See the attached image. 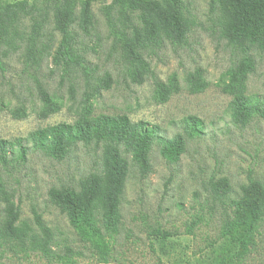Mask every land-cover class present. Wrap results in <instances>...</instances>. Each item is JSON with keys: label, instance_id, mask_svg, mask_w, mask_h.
I'll return each mask as SVG.
<instances>
[{"label": "rangeland", "instance_id": "rangeland-1", "mask_svg": "<svg viewBox=\"0 0 264 264\" xmlns=\"http://www.w3.org/2000/svg\"><path fill=\"white\" fill-rule=\"evenodd\" d=\"M16 2L19 0H2ZM93 5L95 25L90 34L78 31L79 52L95 67V76L106 73L114 79L112 87L93 99L94 115L126 114L133 121L144 120L159 126L166 138L176 134L187 137L185 151L177 162H169L154 145L150 154L152 172L145 179L132 165L122 197V223L114 237L105 232L111 264H264V223L255 243L242 247L241 236L225 226L231 213V200L240 194L248 178L264 182V119L254 118L248 125L233 123L229 104L231 96L218 85L225 73L235 65L239 51L222 39L218 14L209 8L210 0H184L194 26L182 45L166 42L162 48L147 54L154 75L167 80L177 73L182 85L165 103L155 99L154 77L143 84L133 83L127 74V63L107 25L102 6ZM28 24V22H26ZM49 22L46 33L53 32ZM55 33V42L60 34ZM257 67L248 80V94L253 100H264V52H253ZM0 70V139L26 138L39 129L60 122L73 123L78 118L86 91L82 71L76 69L62 77L52 57L40 65L24 61L22 50L5 60ZM200 68L209 82L205 91L191 93L184 80L188 72ZM37 81L63 103L60 111L47 118L40 116ZM75 87V98L69 88ZM24 105L27 115L16 118L12 111ZM202 122L197 137L188 135V117ZM27 161L14 169L0 165L2 178L14 200L20 204L21 218L32 221L38 211L54 233L53 249L63 255L66 247L73 251L72 264H104L101 254L91 242L82 239L68 216L49 199L53 186L73 185L100 168V149L94 144L79 145L62 161L35 150L27 140ZM130 159V157H129ZM131 161V159H130ZM132 162V161H131ZM229 178V197L217 198L209 187L211 178ZM4 203L0 200V219ZM198 222L191 232L189 226ZM165 232L167 235H164ZM0 264H66L62 259L49 261L40 253H14L0 246Z\"/></svg>", "mask_w": 264, "mask_h": 264}, {"label": "trees", "instance_id": "trees-1", "mask_svg": "<svg viewBox=\"0 0 264 264\" xmlns=\"http://www.w3.org/2000/svg\"><path fill=\"white\" fill-rule=\"evenodd\" d=\"M101 0H0V70L5 60L22 50L25 63L38 66L42 60L52 57L53 64L62 70V77L73 71H82L86 91L78 118L73 123L60 122L31 132L26 138L0 139V165L14 169L28 158L27 140L35 150L62 161L79 145L94 144L100 149V168L83 177L77 186L61 185L50 188V201L68 216L71 225L82 239L91 242L101 254L104 264L108 261L109 243L105 232L114 237L122 223L121 203L127 181L134 165L142 179L152 172L150 154L154 145L160 147L161 155L169 162H177L185 151L187 137L176 134L166 138L159 126L144 120L133 121L126 114L94 115L93 99L102 90L112 87L114 79L106 73L95 76L96 69L79 52L78 31L90 34L95 25L93 5ZM209 8L218 14V28L222 39L239 51L235 65L225 73L218 85L230 95V116L233 123L248 125L254 118L264 119V100H253L248 94V80L256 71L254 51L264 52V0H210ZM114 44L127 63V74L133 83L143 84L154 77L155 99L167 102L182 89L177 73L167 80L154 75L147 54L159 49L166 42L182 45L194 26L184 0H111L102 6ZM28 22V24L26 23ZM49 22L53 32L46 33ZM60 39L55 42V33ZM184 80L191 93L206 90L209 82L204 71L196 68L188 72ZM42 102L40 116L61 110L63 103L51 95L37 81ZM75 98V87L69 88ZM16 118L27 115L24 105L12 111ZM188 135L197 137L203 131L202 122L196 116L188 117ZM131 161H130V159ZM209 187L217 198L229 197L232 185L227 177L211 178ZM0 200L4 203L0 219V246L9 247L14 253L28 255L40 253L49 261L62 259L72 264L73 251L66 247L60 255L53 249L54 233L42 215L33 209L32 221L21 218L20 204L14 200L5 181L0 178ZM231 213L225 226L241 236L244 249L255 243V236L264 223V182L250 176L240 187V194L231 200ZM193 222L189 232L198 225ZM105 230V232H104ZM164 235H167L163 232Z\"/></svg>", "mask_w": 264, "mask_h": 264}]
</instances>
